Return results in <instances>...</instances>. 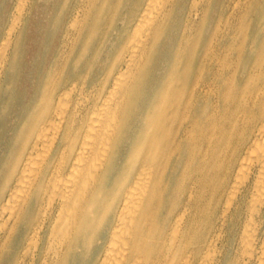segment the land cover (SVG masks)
<instances>
[{
	"label": "bare ground",
	"instance_id": "bare-ground-1",
	"mask_svg": "<svg viewBox=\"0 0 264 264\" xmlns=\"http://www.w3.org/2000/svg\"><path fill=\"white\" fill-rule=\"evenodd\" d=\"M63 2L0 151V264H264V0Z\"/></svg>",
	"mask_w": 264,
	"mask_h": 264
},
{
	"label": "rangeland",
	"instance_id": "rangeland-1",
	"mask_svg": "<svg viewBox=\"0 0 264 264\" xmlns=\"http://www.w3.org/2000/svg\"><path fill=\"white\" fill-rule=\"evenodd\" d=\"M73 2L74 0H68L69 4ZM18 3V0H0V41L2 37L5 36L4 33H6V29L11 22L13 13L17 12L16 5L18 6ZM59 3L63 5H60ZM26 5L27 6L23 10L24 14L27 7L29 9L31 5H33V13L31 15L30 13H26L24 23L22 24L21 33L19 32L20 37L16 50L17 57H15L13 67L10 70L7 69V73L1 75L2 87L7 88V91L3 93L0 99L2 100V103L0 102V105L2 106H0V151L7 137L13 132L12 130L15 124L20 122L23 114L26 111V108L28 109V107H30L29 103L32 102V99H34V97L30 95L37 91L38 88L42 86L41 84H44V81L48 75L49 67L51 65L54 66V69L51 72L52 76L57 77L59 74V70H57L58 67L56 68L55 65L57 64L55 59H60V56H57L58 36L60 35L61 29L59 26H61V23L65 17V4L63 0H27ZM57 5H59V7ZM54 6L55 9L53 8ZM61 10L62 12H60ZM52 22L55 23V25ZM17 33L18 30L15 32V34H12V37L15 38ZM98 34L90 38V41L85 48H83V45L81 46L83 52L79 61L80 74H86V71L88 70L87 67H89L91 63H94L93 53L95 52L96 46L99 44L98 40H100V34ZM68 49L69 47H67V50ZM79 51V48L76 47V49L70 55V60L75 59V57H77L76 55L81 52ZM16 58L18 60H16ZM69 69L70 68L67 67V73ZM91 74L92 72L90 75Z\"/></svg>",
	"mask_w": 264,
	"mask_h": 264
}]
</instances>
